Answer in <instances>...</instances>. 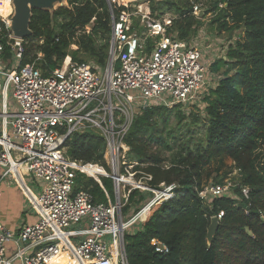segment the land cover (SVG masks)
I'll return each instance as SVG.
<instances>
[{
  "label": "built area",
  "instance_id": "obj_1",
  "mask_svg": "<svg viewBox=\"0 0 264 264\" xmlns=\"http://www.w3.org/2000/svg\"><path fill=\"white\" fill-rule=\"evenodd\" d=\"M213 1L218 7L225 6ZM192 4V13L202 15L201 3ZM118 6L124 8L111 17L109 58L103 70L75 62L70 55L47 74L34 62L21 65L23 38L15 36L9 19L0 15L4 24L0 25V166L3 176L16 170L14 179L37 217L16 229L0 222V264H59L56 259L62 253L76 264H128L125 231L143 221L153 205L173 195L174 184L153 191L147 184L149 174L140 172V180L134 179L136 162H126L129 146L124 137L134 117L146 107L179 105L187 111L194 106L203 110L205 96L220 77L212 85V61L206 51L193 39H180L170 32L172 15L155 18L148 10ZM12 14L13 7L9 17ZM148 38L152 39L150 47ZM4 39L11 47L9 58L3 56ZM10 87L16 105L13 110L8 107ZM84 130L104 138L110 172L100 164L67 156L65 140ZM22 167L32 185L23 178ZM77 172L100 185L102 176L111 177L115 202L107 191L106 202H95L86 190L74 192ZM126 185L125 199L132 187L153 191L154 196L124 218L118 194L120 186L124 189ZM235 187L230 179L210 180L197 193L206 204L216 197L238 201L241 197ZM240 193L249 198L247 186L240 187ZM157 250L167 247L159 243Z\"/></svg>",
  "mask_w": 264,
  "mask_h": 264
},
{
  "label": "trees",
  "instance_id": "obj_2",
  "mask_svg": "<svg viewBox=\"0 0 264 264\" xmlns=\"http://www.w3.org/2000/svg\"><path fill=\"white\" fill-rule=\"evenodd\" d=\"M218 1L225 6L218 7L217 1L207 0L208 6L197 16L192 13L189 0H151V15L159 17L172 12L170 32L180 39L196 36L201 25H205L202 19L207 13L211 14L209 31H243V35L228 46L224 58L211 64L214 71L223 66L225 69L204 98V117L198 108L187 111L179 105H154L144 108L132 120L124 137L129 160L136 162L132 170L137 177L142 176L140 172L149 174L147 184L155 189H161V184L174 187L171 197L153 205L143 221L125 231L128 264H264V163L258 152L264 147V0ZM66 2L53 11L31 10V33L23 38L21 65L34 62L47 74L70 55L75 62L92 61L99 68L106 67L111 17L124 6L116 7L110 0ZM0 25L4 27L1 21ZM3 43V56L9 58L11 47L5 39ZM151 43L148 38L147 47ZM71 45H76V49H71ZM190 126L202 127V133L200 129L196 135L192 132L186 137L178 133L181 127L190 130ZM63 146L69 158L100 164L110 172L104 158L105 140L99 133H73ZM222 156L232 159L239 169L240 186L235 190L241 198L235 201L216 197L206 204L197 193L204 166ZM100 179L103 187L77 172L73 191L86 190L95 202H106L104 191L111 197L113 179ZM214 181L222 182V178ZM242 186L249 188L248 199L240 193ZM147 201L134 188L124 211L133 203ZM219 212L218 228L208 243V226ZM159 243L167 250H157Z\"/></svg>",
  "mask_w": 264,
  "mask_h": 264
},
{
  "label": "rangeland",
  "instance_id": "obj_3",
  "mask_svg": "<svg viewBox=\"0 0 264 264\" xmlns=\"http://www.w3.org/2000/svg\"><path fill=\"white\" fill-rule=\"evenodd\" d=\"M154 1H159V0H154ZM194 1L201 3L203 10L206 9V7L208 6L207 0H189L190 3L194 2ZM110 2L114 3V5L116 7H118L119 4L120 5L127 4L128 8L131 10H135V11L148 10L149 11L150 10L149 6L151 3V0H110ZM66 4H67V2L65 0L62 2L61 5H66ZM58 6H60L59 3H56L54 5V8H57ZM53 10L54 9H49V11H53ZM165 15H173V14L170 11H166L165 13L161 14L159 17L155 16V15H151V16H153L155 18H160V17L165 16ZM134 17H135L134 19L137 21V18H136L137 16H134ZM210 17H211V14H209V13L205 14V16L202 19V20H204L205 25H201L197 35L192 37L191 39H193L194 43L200 45L201 48L206 51V54L209 57L208 59H209V61H212L211 62V64H212L216 60H218L222 57H225L228 46L231 44H234V41L236 39H238L241 35H243V31H241V32L233 31V33L232 32L229 33L226 31L225 32L209 31L208 26H209V18ZM85 28H86V31H89L90 25H87ZM76 47H77L76 45L70 46L71 49H76ZM85 64L95 66V64L92 61H87ZM100 69L103 70L104 68H100ZM224 69H225V67L223 66L219 70L214 71L210 67V72H211L210 79H211V83H213L212 85H214V83H216L217 79L222 75ZM8 93H9L8 94V104H9L8 107H9V110H13L12 108L15 105V101H14V98L12 96V87H10V89L8 90ZM197 108L198 107L194 106L192 109H197ZM198 110H199L200 115H202V117H204V111L202 109H198ZM172 120H173V115L170 116V123L172 122ZM190 128L191 129L188 130L185 127H181L178 130V133L179 134L183 133V136H185V137L192 132H195L193 135H196V132H198L200 130H201L200 133H202V129H201L202 127L196 128L194 126H190ZM258 152H260V159L259 160L264 163V147H263V145L258 150ZM165 155L166 156L169 155V152H165ZM125 159H126L127 163H131V161L129 160L127 152L125 154ZM122 168L123 167H120V169H122ZM87 170H89V169H87ZM14 175H16L15 172H14ZM215 178H222V181L230 179L231 181L236 183L235 188H238L240 186L241 174L239 172V169L236 167L235 163L232 161V159H230L227 156H222V157L212 159L207 165L204 166L203 175H202V184H205V183L209 182L210 180L214 181ZM134 179L140 180V176L137 177V175H135ZM141 182H144V180L142 179ZM29 184L32 185L31 183H29ZM163 185L164 184H161L160 186L163 188ZM121 186H120V191L118 194L119 201L121 202V208H120L121 209V215L124 218H127L130 215L138 212L144 203H142V202H138L136 204L133 203V204H131L129 209L124 211V207L128 203L127 199H125V191L127 190V188H129V186L126 185L124 187V189H122ZM132 188L134 189V187H132ZM139 191H140V193H142L144 195V197L147 200H149L154 196L153 191H159V190L154 189L153 191H150V190H139ZM115 200H116L115 199V192L113 189V192L111 193V201L114 203Z\"/></svg>",
  "mask_w": 264,
  "mask_h": 264
},
{
  "label": "crops",
  "instance_id": "obj_4",
  "mask_svg": "<svg viewBox=\"0 0 264 264\" xmlns=\"http://www.w3.org/2000/svg\"><path fill=\"white\" fill-rule=\"evenodd\" d=\"M15 107L16 105L12 109ZM24 171L25 169L22 167L20 172L25 181L30 183V176L23 174ZM3 172L4 167L0 166V222L10 229H16L21 225L33 223L37 217L28 207L26 198L14 179V174L3 176ZM9 247L11 248L9 250H12L13 246L9 245Z\"/></svg>",
  "mask_w": 264,
  "mask_h": 264
},
{
  "label": "water",
  "instance_id": "obj_5",
  "mask_svg": "<svg viewBox=\"0 0 264 264\" xmlns=\"http://www.w3.org/2000/svg\"><path fill=\"white\" fill-rule=\"evenodd\" d=\"M65 0H12L13 14L10 17L11 30L19 38H25L30 35L29 22L32 9H56L54 5ZM201 15V14H199ZM218 228V219L216 216L211 218L207 229V242L210 243Z\"/></svg>",
  "mask_w": 264,
  "mask_h": 264
},
{
  "label": "bare ground",
  "instance_id": "obj_6",
  "mask_svg": "<svg viewBox=\"0 0 264 264\" xmlns=\"http://www.w3.org/2000/svg\"><path fill=\"white\" fill-rule=\"evenodd\" d=\"M13 3L12 0H0V15L5 19H9V15L12 13ZM11 23V21H10ZM13 172L16 173V170L13 168ZM111 248L115 251V245H112ZM59 264H76L73 258H70L66 253H62L57 259Z\"/></svg>",
  "mask_w": 264,
  "mask_h": 264
}]
</instances>
